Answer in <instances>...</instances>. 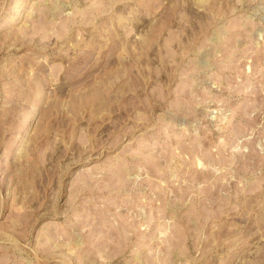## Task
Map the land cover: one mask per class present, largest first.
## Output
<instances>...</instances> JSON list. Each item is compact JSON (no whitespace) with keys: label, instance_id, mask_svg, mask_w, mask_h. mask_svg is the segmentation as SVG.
Returning <instances> with one entry per match:
<instances>
[{"label":"rangeland","instance_id":"obj_1","mask_svg":"<svg viewBox=\"0 0 264 264\" xmlns=\"http://www.w3.org/2000/svg\"><path fill=\"white\" fill-rule=\"evenodd\" d=\"M0 264H264V0H0Z\"/></svg>","mask_w":264,"mask_h":264}]
</instances>
